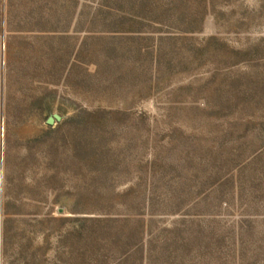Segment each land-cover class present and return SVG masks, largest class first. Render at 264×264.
<instances>
[{
	"label": "rangeland",
	"instance_id": "rangeland-1",
	"mask_svg": "<svg viewBox=\"0 0 264 264\" xmlns=\"http://www.w3.org/2000/svg\"><path fill=\"white\" fill-rule=\"evenodd\" d=\"M96 218L264 264V0H0V264H119Z\"/></svg>",
	"mask_w": 264,
	"mask_h": 264
},
{
	"label": "trees",
	"instance_id": "trees-1",
	"mask_svg": "<svg viewBox=\"0 0 264 264\" xmlns=\"http://www.w3.org/2000/svg\"><path fill=\"white\" fill-rule=\"evenodd\" d=\"M91 221L95 224L93 227L94 229L99 227V230L96 232L98 233V235H96L93 238L94 241H96L95 242L96 244L102 242L104 243V245H107V247L111 250L115 248L117 249V251L118 249H123L121 250L122 252L119 258L120 259L119 264H123L124 260H127L134 252L142 253L140 257H144V255H146V253L143 251V247H141V243L136 244L135 242L132 241V238L135 237V235H137L136 233H132L129 236V238L126 239L124 238L123 234L121 235L117 231L112 233L111 230L113 228V225L117 222V220H113L110 218H106V219L96 218ZM111 233L114 234V236L116 237H112ZM147 257L149 258L152 257L151 252H149V254L147 253Z\"/></svg>",
	"mask_w": 264,
	"mask_h": 264
},
{
	"label": "water",
	"instance_id": "water-1",
	"mask_svg": "<svg viewBox=\"0 0 264 264\" xmlns=\"http://www.w3.org/2000/svg\"><path fill=\"white\" fill-rule=\"evenodd\" d=\"M60 120V117L58 115H53V117H50L47 119V124L48 125H51L53 124L54 121H59Z\"/></svg>",
	"mask_w": 264,
	"mask_h": 264
}]
</instances>
